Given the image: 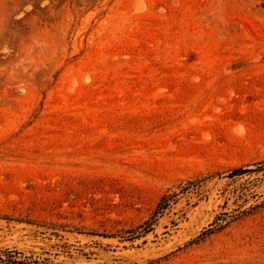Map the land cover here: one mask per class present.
<instances>
[{"label": "rangeland", "instance_id": "rangeland-1", "mask_svg": "<svg viewBox=\"0 0 264 264\" xmlns=\"http://www.w3.org/2000/svg\"><path fill=\"white\" fill-rule=\"evenodd\" d=\"M7 254L264 264V0H0Z\"/></svg>", "mask_w": 264, "mask_h": 264}, {"label": "trees", "instance_id": "trees-1", "mask_svg": "<svg viewBox=\"0 0 264 264\" xmlns=\"http://www.w3.org/2000/svg\"><path fill=\"white\" fill-rule=\"evenodd\" d=\"M195 185V180L194 181H190L188 182V185ZM181 188L182 189H186V185L183 186L181 185ZM177 192H172V193H165L159 200L154 212H153V216L146 220L144 222V224H142L143 226H145V230L144 232H149L151 230V227H152V224H153V221H155L157 219V216L160 214V213H163L169 206H170V203L173 199H175V197L177 196ZM141 225V226H142ZM222 227V226H220ZM213 230L212 228L206 230L205 232H203L202 236L204 235H207L209 233H211ZM140 234H138L139 236ZM138 236H133V238H137ZM8 255V259H4L2 257H0V261H4L6 262V264H26V260L25 259H22V258H18L17 256H14L13 254H7Z\"/></svg>", "mask_w": 264, "mask_h": 264}]
</instances>
